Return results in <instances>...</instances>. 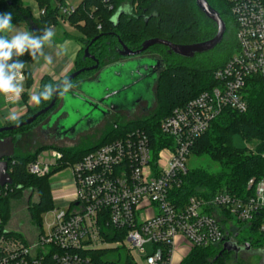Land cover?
Segmentation results:
<instances>
[{
    "label": "built area",
    "instance_id": "2783aa9c",
    "mask_svg": "<svg viewBox=\"0 0 264 264\" xmlns=\"http://www.w3.org/2000/svg\"><path fill=\"white\" fill-rule=\"evenodd\" d=\"M52 1L65 18L75 9L66 0ZM224 1L236 26L237 51L214 73L218 85L162 121L166 141L158 152L144 131L133 130L68 166L73 202L44 215L34 242L10 231L0 208V264H94L87 252L118 248L133 264H175L182 247H231L238 226L256 227L264 236V179L251 181L252 193L245 197L181 194L196 142L225 110L246 113L247 82L264 79V0ZM61 159L54 152L51 160L39 158L27 171L48 176ZM1 190L12 191L11 186ZM146 245L152 254L141 258Z\"/></svg>",
    "mask_w": 264,
    "mask_h": 264
},
{
    "label": "trees",
    "instance_id": "16d2710c",
    "mask_svg": "<svg viewBox=\"0 0 264 264\" xmlns=\"http://www.w3.org/2000/svg\"><path fill=\"white\" fill-rule=\"evenodd\" d=\"M31 1L39 10L37 18L33 17L30 7L25 5L24 0H0V13L11 12L13 25L27 23L29 26H36L39 30L37 34L49 25L56 27L60 19L66 20L70 26L82 31L83 49L78 55L73 73L89 64L88 60H83L86 49L90 56L98 59L103 65L106 62L114 64L122 60L115 52L118 42H122L130 50L137 51L150 39L169 41L175 45H192L211 40L216 35L215 25L197 11L195 0H82L67 18L59 13L52 0ZM64 1L56 0L58 4ZM207 1L220 13L227 27L223 42L214 51L191 60H184L169 54L163 46L150 48L154 54L161 56L163 61L164 69L159 74L156 88L158 93L160 91L159 97L166 105L163 107L165 109H160V112L135 122L114 125L117 128L112 127L97 146L76 151L67 149L58 151L62 159L45 177L32 176L27 171L28 166L37 161L35 155L15 154V157L8 162V174L13 182L12 191L0 192V208L6 226L11 218L12 204L21 200L22 195L29 191L37 195V200L28 203V214L33 224L39 228L43 216L54 209L51 178L66 170L68 166L78 163L98 147L112 143L133 130H142L147 134L154 152H158L164 146L166 139L160 129L162 121L176 108L185 106L201 93L216 87L218 84L214 79V73L237 51L236 26L225 1ZM42 11H44L43 15H41ZM20 59L26 65L24 87L28 90L32 82L31 72L27 67L34 61L28 54ZM91 76L92 73L81 74L72 83L75 84ZM48 83L55 82L47 77L42 78L39 90ZM245 93L247 112L225 110L212 123L209 131L196 142L191 157L206 156L218 164L220 170L213 172L210 168L190 169L186 185L181 192L185 198L198 195L211 198L218 193L245 197L252 193V189L248 188L251 181L258 182L264 179V79H250ZM22 98L27 101V93H24ZM52 100L36 104L32 115L46 108ZM42 118L44 116L38 120ZM5 126L9 127L12 124L7 122ZM235 138L245 143L257 144L255 150L249 153L246 150L234 149L232 141ZM249 231L258 232L256 227H252ZM13 233L24 238L19 233ZM256 243L264 244L259 239ZM220 253H222L221 249L217 248H195L180 264H226L228 253L223 252L219 257ZM86 256L94 264H133L124 248L90 251Z\"/></svg>",
    "mask_w": 264,
    "mask_h": 264
},
{
    "label": "rangeland",
    "instance_id": "374dc122",
    "mask_svg": "<svg viewBox=\"0 0 264 264\" xmlns=\"http://www.w3.org/2000/svg\"><path fill=\"white\" fill-rule=\"evenodd\" d=\"M81 1L82 0H66V6L68 8H76L81 3ZM24 3L30 7L33 17L37 18L39 16V10L36 4L31 0H24ZM15 26L21 31H30V27L27 23L17 24ZM54 30L56 35L53 38V44L51 47L46 46V51L54 48L56 50L59 45L58 42L62 41L67 36H69L72 40L84 38L82 31L73 28L64 19H60L58 21L57 26L54 27ZM65 34H67V36ZM126 42L128 41L126 40ZM116 46L117 49H121L120 42H118V45L116 44ZM117 56L119 57L118 54ZM151 58L162 61L161 56L154 54L150 49L142 56L121 60L123 61L124 67L119 70L124 73H130V71L135 72V74L131 76L132 80H137V71H140L141 78H145L140 84L139 88L133 90L129 95V101L126 104L128 107H133L131 104L136 102L139 98L142 99V105H140L138 109L136 108V112L132 115L117 114L114 112L110 118L106 120L107 117H105L102 120L106 114V111H109L110 109L107 108V102H105V104L98 102L100 97L91 99V101L98 105V108L94 106L90 108L86 103L87 99L89 98H87L85 95H82L81 100H77L72 96H67V98L64 100L63 96L59 102V105L47 116L36 121L27 129L17 131L11 135L3 134L0 136V138H6L8 136L22 137L21 142L17 145L15 154L17 156L35 155L37 157L36 159L42 158L45 161L51 160L52 154L60 150L67 149L76 151L79 149L99 145L103 141L107 132L112 127H114V125L135 122L160 112V109H165L163 107L166 105L163 103L162 98L159 97L160 91L158 93L156 87L153 90V77H148L152 74L150 70V67L152 66ZM40 63L41 62L39 60L33 65H30L28 69L33 71V69L37 68V65ZM111 63L112 62H106L104 65L107 66ZM137 67H140L139 70H135ZM101 98H103V95H101ZM7 99L8 98L6 97L4 99L0 98V128L4 127L7 122L15 125V123H19L24 119L29 118V116L31 117L33 114L32 112L36 107L35 103L33 105H29L28 101H25L26 106L24 108V112L18 115V121L12 122L9 119V114L13 112L12 110L14 108H16L17 103L16 101L9 102ZM154 99L155 104L152 105L153 108L147 113L144 112L145 109L151 107ZM43 131H49V133L44 134ZM256 145L257 144L242 142L238 138H235L232 141V146L234 149L246 150L249 153H252L255 150ZM187 168L189 170L197 168H210V170L213 172H218L220 170V166L212 162L206 156L190 157V159L187 161ZM60 178H68L70 179L69 181H71V172L66 169L63 172L55 175V177L51 179V186L54 187L56 184L55 181ZM36 200V194L26 191L22 195L21 200L12 204L11 218L9 221V229L21 233L29 243L35 241L38 227L31 221L28 214L27 205L29 202L33 203ZM238 228L241 229L238 237L239 242L243 243L245 241L249 244L250 248L248 251H241L237 258L229 256V258H227L228 261L226 264H264V244L262 245L256 243V240L258 239L264 242L263 235H261L259 232L256 233L249 231V229H245L243 226H238ZM250 237L253 238L250 239ZM190 252L191 250L188 249L186 255H189ZM151 254L152 246L146 245L143 248L142 254L140 256H142L141 258H146Z\"/></svg>",
    "mask_w": 264,
    "mask_h": 264
},
{
    "label": "water",
    "instance_id": "95a60500",
    "mask_svg": "<svg viewBox=\"0 0 264 264\" xmlns=\"http://www.w3.org/2000/svg\"><path fill=\"white\" fill-rule=\"evenodd\" d=\"M195 7L197 11L208 21H211L215 27H216V35L208 41L196 43L192 45H175L169 41L159 40V39H150L148 41H145L141 48L137 51L130 50L127 48L122 42H120L121 49H117V53L119 57L122 60H127L135 57L142 56L144 53H146L150 48L154 46H163L168 49L169 54L174 55L178 58L184 59V60H191L194 59L196 56L205 55L212 51H214L222 42L224 39V36L226 34V23L222 19L220 13L213 9L207 0H195ZM96 41V40H94ZM85 57H91L88 54V49L84 51ZM91 59L95 60L94 57H91ZM152 66L150 67L151 75L148 77H153V89L155 84H157L159 74L163 71L164 66L161 65L160 62L155 60L154 58H151ZM124 67L123 62H118L113 65H109L106 67L102 73L97 76L94 80L90 82H85L77 85L75 92H69L68 94L64 95L63 99L65 100L67 96H72L73 98L77 100H81L82 95H85L87 98V105L92 108L93 106L98 108V105H96L91 99H96L97 97H100L99 103L107 102V108H109V111H106V114L102 118V120L105 117H109L112 112L118 113V112H127L129 114H133L136 110V108L141 103L142 99L139 98L136 102H134L133 107H128L126 104L129 101V95L133 90L136 88H139L140 84L144 81L145 78H141L140 71L136 72V75L138 76L137 80H132V75L135 74V72L130 71L127 73L122 72L119 69H122ZM140 67H137L135 70H139ZM97 71L98 70V61L96 60V65L90 69H82L79 71H76L69 76L68 78L71 79L73 82L76 78H78L81 74H83L85 71ZM134 70V71H135ZM140 75V76H139ZM99 92V94H98ZM101 95H103V98H101ZM58 96L54 97L52 102L44 109L36 112L31 117L27 118L21 123H18L16 125H12L9 127H2L0 128V136L5 133H12L15 131H18L24 127L30 126L33 123H35L39 118L45 116L50 111L53 110V108L56 105ZM63 100V101H64ZM89 103V104H88ZM155 104V99L153 100V103L151 104V107L148 109H145L144 112H149ZM21 141V137H6L3 139H0V189L4 188L5 186H12L13 182L8 174V162L12 160L15 157V149L16 145ZM249 245H247V249H249ZM223 252H226L228 254L234 253L235 255L239 254L240 250L236 247H228L227 245L224 247L222 253L219 254V257L222 256Z\"/></svg>",
    "mask_w": 264,
    "mask_h": 264
},
{
    "label": "clouds",
    "instance_id": "9594fccd",
    "mask_svg": "<svg viewBox=\"0 0 264 264\" xmlns=\"http://www.w3.org/2000/svg\"><path fill=\"white\" fill-rule=\"evenodd\" d=\"M12 20L11 12L0 13V95L12 98L14 102L24 91L26 65L20 57L28 54L33 61L43 58L47 64H51L52 58L45 52V48L52 46L56 33L51 25L43 28L40 34L21 31L13 25ZM63 50H66L64 46H62ZM73 88L71 79L65 77L61 81L45 84L41 90L31 96V100L39 105L56 96H64ZM9 119L16 122L19 116L12 112L9 114Z\"/></svg>",
    "mask_w": 264,
    "mask_h": 264
},
{
    "label": "crops",
    "instance_id": "0c3cea01",
    "mask_svg": "<svg viewBox=\"0 0 264 264\" xmlns=\"http://www.w3.org/2000/svg\"><path fill=\"white\" fill-rule=\"evenodd\" d=\"M29 27H30V32H33L36 34L39 33V30L36 26L30 25ZM65 35L67 36V34H65ZM73 40L69 36H67L62 41L58 42L59 45L56 48V50L54 48V49H51L49 51H46V48H45V52L49 56H51V58H52L51 64H47L43 60V58H41L40 59L41 63L38 64L37 68H34L33 71L28 69V67L30 65L27 67V69L31 72V82L32 83H31V86L28 90H26L24 87V92L27 93V95H28L27 101H28L29 105L34 104V102H32V100H31V96L39 90V84H40V81L42 78L47 77V78L51 79L53 82H58V81L64 79L65 77L69 76L71 73H73V71L75 69V64H76L78 55H79L80 51L83 49V39H73ZM62 46H64L66 48V50L62 51ZM57 53H60V55H57ZM35 62H37V61H34L31 65H33ZM120 62L122 63L123 61H120ZM110 65H113V64H110ZM107 66H109V65H107ZM155 87H156V84L154 86V89H155ZM75 91L76 90H71L70 92H75ZM0 98L4 99L5 96L0 95ZM21 98H22V95L18 99L15 100L17 103L16 108H14L12 110L17 115L22 114L24 112V108L26 106L25 101L23 100V98L22 99ZM7 100L9 102L13 101L12 98H8ZM140 105H142V103L139 104L137 109L140 107ZM125 113L126 112H118L117 114H125ZM112 114H114V113L112 112ZM112 114L109 117H107L106 120L108 118H110L112 116ZM130 115H132V114H130ZM17 145H16V148H17ZM15 152H16V149H15ZM55 175H57V174H55ZM55 175L53 177H55ZM56 178H58V177H56ZM69 180L70 179H68V178H60V179H57V181H55L56 184L54 187L51 186V196H52L54 208L67 209L72 204L73 199L75 197V189H74V185H73L72 175H71V181H69ZM50 185H51V180H50ZM8 228H9V224H8ZM10 231L16 232L14 230H10ZM16 233H19V232H16ZM19 234L22 235L21 233H19ZM248 250L249 249H247V251ZM186 254H187V247L180 248L175 255V264H179L181 259L183 257H185Z\"/></svg>",
    "mask_w": 264,
    "mask_h": 264
},
{
    "label": "flooded vegetation",
    "instance_id": "af4514ba",
    "mask_svg": "<svg viewBox=\"0 0 264 264\" xmlns=\"http://www.w3.org/2000/svg\"><path fill=\"white\" fill-rule=\"evenodd\" d=\"M115 52H116V54H118L117 53V47H116V49H115ZM92 57V56H91ZM91 57H85L84 56V58H83V60H88L89 61V64L87 65V67H85V68H83V69H90V68H92V67H94L95 65H96V60L98 61V70L97 71H89V70H87V71H85L83 74H85V73H92V76L90 77V78H86V79H84V80H79L78 82H76L75 84H73L74 85V88H73V90H76V87H77V85H79V84H81V83H85V82H90V81H92V80H94L97 76H99L101 73H102V71H104L105 69H106V67H108V66H105V65H103L102 63H100V61L98 60V59H95V60H93V59H91ZM155 59V58H154ZM155 60H157V59H155ZM158 62H160L161 63V65H163L162 64V61L161 60H157ZM120 62V61H119ZM118 63V62H117ZM82 70V69H81ZM94 76V77H93ZM93 77V78H92ZM62 97L63 96H61V98L59 97L58 99H57V102H56V105H55V107L53 108V110L52 111H54V109L59 105V102L61 101V99H62ZM51 113V112H50ZM125 114H127V115H130L129 113H125ZM48 114H46L45 116H47ZM44 116V117H45ZM4 127H7V126H4ZM44 132V134H47V133H49V131H43ZM8 137H13V136H8ZM0 139H3V138H0ZM247 245H249L248 243H246L245 241L243 242V244L241 243V242H239V240H238V238L236 239V241H235V243L231 246V247H236V248H238L239 250H240V252L241 251H243V250H247ZM250 247V246H249ZM246 248V249H245ZM240 252H239V254H240ZM239 254H237V255H235L234 253H230V254H228L229 256H233V258H237L238 256H239Z\"/></svg>",
    "mask_w": 264,
    "mask_h": 264
}]
</instances>
